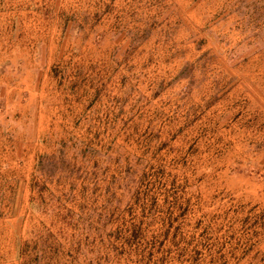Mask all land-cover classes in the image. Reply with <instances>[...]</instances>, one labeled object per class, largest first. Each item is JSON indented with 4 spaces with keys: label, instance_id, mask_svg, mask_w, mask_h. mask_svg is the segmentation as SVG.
Listing matches in <instances>:
<instances>
[{
    "label": "rangeland",
    "instance_id": "rangeland-1",
    "mask_svg": "<svg viewBox=\"0 0 264 264\" xmlns=\"http://www.w3.org/2000/svg\"><path fill=\"white\" fill-rule=\"evenodd\" d=\"M7 68L0 264H264V0H0Z\"/></svg>",
    "mask_w": 264,
    "mask_h": 264
},
{
    "label": "crops",
    "instance_id": "crops-1",
    "mask_svg": "<svg viewBox=\"0 0 264 264\" xmlns=\"http://www.w3.org/2000/svg\"><path fill=\"white\" fill-rule=\"evenodd\" d=\"M30 70L32 71V68L24 72H10V70L7 68V71H3L2 73H0V85H4L8 87L9 82H11L14 79L19 82L17 83L18 87L16 86L17 88L15 89L20 90L21 89L20 82L26 81V79H28V81L33 80V73L31 74ZM15 89H12V91H15Z\"/></svg>",
    "mask_w": 264,
    "mask_h": 264
}]
</instances>
